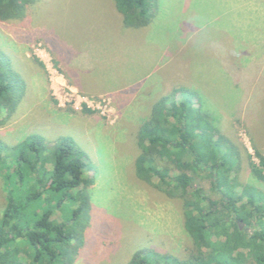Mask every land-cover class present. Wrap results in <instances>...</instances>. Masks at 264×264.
<instances>
[{
	"label": "rangeland",
	"instance_id": "obj_1",
	"mask_svg": "<svg viewBox=\"0 0 264 264\" xmlns=\"http://www.w3.org/2000/svg\"><path fill=\"white\" fill-rule=\"evenodd\" d=\"M221 10L217 0H156L149 24L127 27L112 0H36L22 17L0 20V51L23 84L16 108L0 112V140L13 146L39 134L49 154L50 142L69 136L92 166L72 264H125L149 247L179 259L197 253L181 197L135 169L138 127L173 87L195 90L238 153L236 181L264 191L250 166L264 157V41L243 34V19L223 21ZM12 152L4 151L8 163ZM195 180L220 201L209 178ZM5 202L0 174V216Z\"/></svg>",
	"mask_w": 264,
	"mask_h": 264
},
{
	"label": "trees",
	"instance_id": "obj_2",
	"mask_svg": "<svg viewBox=\"0 0 264 264\" xmlns=\"http://www.w3.org/2000/svg\"><path fill=\"white\" fill-rule=\"evenodd\" d=\"M35 1L0 0V20L22 17ZM112 1L124 26L142 27L154 16L156 0ZM22 86L0 51V112L5 109L9 115L16 108ZM136 138V175L181 197L184 230L197 253L179 259L140 248L125 264H264V191L236 181L232 172L238 153L201 108L194 89L176 86L162 95L140 123ZM49 144L47 154L39 134H28L13 146L0 140L6 200L0 216V264H72L83 244L94 182L87 173L91 163L69 136ZM9 148L11 163L4 153ZM259 161L260 166L250 164L251 170L264 180V157ZM197 177L210 179L220 201L205 194ZM61 206L59 221L54 214Z\"/></svg>",
	"mask_w": 264,
	"mask_h": 264
},
{
	"label": "crops",
	"instance_id": "obj_3",
	"mask_svg": "<svg viewBox=\"0 0 264 264\" xmlns=\"http://www.w3.org/2000/svg\"><path fill=\"white\" fill-rule=\"evenodd\" d=\"M217 2L221 3L222 19L224 17L231 22L234 20L235 23L243 19L246 31L243 34H249L253 40L264 41V0H217ZM71 85L78 87L75 83Z\"/></svg>",
	"mask_w": 264,
	"mask_h": 264
}]
</instances>
